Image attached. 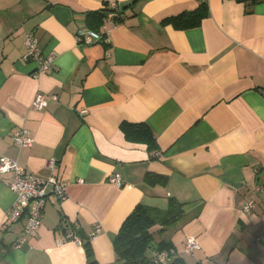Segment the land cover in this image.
Wrapping results in <instances>:
<instances>
[{
	"label": "crops",
	"instance_id": "0c3cea01",
	"mask_svg": "<svg viewBox=\"0 0 264 264\" xmlns=\"http://www.w3.org/2000/svg\"><path fill=\"white\" fill-rule=\"evenodd\" d=\"M114 3L117 23L96 30L106 39L79 43L88 13ZM201 3L197 25L166 21ZM26 34L53 55L49 71L34 75L22 58ZM37 92L47 96L38 110ZM122 122L146 125L155 149L126 139ZM19 128L30 146L13 145ZM0 155L39 177L53 159L68 182L17 246L23 221H7L14 193L0 174V264H88L81 243H58L72 225L84 236L98 225L95 264H117L124 218L139 203L165 209L170 197L182 216L151 227L154 246L170 242L187 264H264V0H0ZM147 173L166 181L150 184ZM188 237L200 246L192 254Z\"/></svg>",
	"mask_w": 264,
	"mask_h": 264
},
{
	"label": "built area",
	"instance_id": "2783aa9c",
	"mask_svg": "<svg viewBox=\"0 0 264 264\" xmlns=\"http://www.w3.org/2000/svg\"><path fill=\"white\" fill-rule=\"evenodd\" d=\"M111 8L114 9L107 13L105 21L107 23L116 24V17L120 16V9L118 4H112ZM105 24L103 29H105ZM106 31V30H105ZM106 39L100 32L93 30L80 31L77 36L79 43L89 44L96 41H103ZM25 52L23 59L25 61H33L36 64V71L34 75L45 73L50 70L53 63V55L41 51L37 46V41L31 34H26L24 38ZM53 100L56 95H49ZM47 103V96L41 92H37L31 103L33 109H42ZM80 114H85L86 109L79 110ZM32 137L25 128H19L12 133V143L16 147H28L32 144ZM46 169L49 170L47 177H39L28 172L24 167L19 165L15 160L0 155V174L9 173L11 180L9 189L14 193V200L7 210L6 217L8 222L23 221V231L20 235L17 246L20 243L27 241L37 235L41 225L44 206L47 200L52 197L57 200H63L66 197V189L68 182L55 175V161L49 159L45 163ZM108 182L120 186L122 178L119 174H113L108 177ZM254 201L248 199L243 206L245 212L253 207ZM101 228L96 225L92 232L89 233L90 239L100 234ZM65 240H71L76 243H81L80 239L70 230L67 231L64 237L58 240L62 243ZM200 246L195 238L188 237L184 242L185 253H193L199 249ZM173 250H151L149 256L155 262L162 263L169 258Z\"/></svg>",
	"mask_w": 264,
	"mask_h": 264
},
{
	"label": "trees",
	"instance_id": "16d2710c",
	"mask_svg": "<svg viewBox=\"0 0 264 264\" xmlns=\"http://www.w3.org/2000/svg\"><path fill=\"white\" fill-rule=\"evenodd\" d=\"M113 10L109 8L101 13H88L87 24L89 29L96 31L104 21L107 13ZM115 10H119V14H121L123 7ZM206 13L207 5L201 3L195 10L169 17L166 21H169L176 28H188L197 25ZM118 17L115 18L116 21ZM120 129L126 139L145 142L148 149H155V138L146 125L122 122ZM144 180L150 184H163L166 181V176L147 173ZM181 206L182 204L173 197L168 199V206L165 209H158L141 203L136 204L124 218L113 238L117 264H187L170 242L162 241L154 246L152 244L153 235L150 230L156 224L166 226L178 220L182 216ZM70 230L80 239L88 264H95L88 235L84 236L77 225H72ZM151 250H173V253H170L166 261L159 263L149 256Z\"/></svg>",
	"mask_w": 264,
	"mask_h": 264
}]
</instances>
